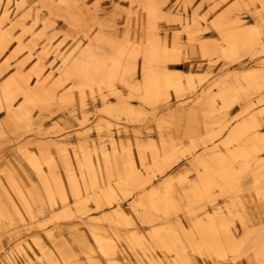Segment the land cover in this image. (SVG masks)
Here are the masks:
<instances>
[{"label":"rangeland","instance_id":"rangeland-1","mask_svg":"<svg viewBox=\"0 0 264 264\" xmlns=\"http://www.w3.org/2000/svg\"><path fill=\"white\" fill-rule=\"evenodd\" d=\"M6 1L0 0V5ZM107 2L120 3L133 13L131 19L128 13L117 17L123 23L115 34L108 30L97 34L88 27L97 17V10L87 7L88 0H10V18L0 14V25L9 30L0 33V83L12 106L9 111L8 100L0 96V198L9 193L20 210L18 213L0 204V264H10L4 256L10 244L31 255H35L34 250L39 252V244L53 248L68 244L75 255L61 264H91L92 259L109 264L107 259L121 260L124 254L136 261L146 249L160 261L174 262L173 254L159 242L156 228H172L181 235L197 216L206 217L218 205L227 210L231 207L238 214L231 227L240 236L245 230L256 235L249 242L257 246L264 224V165L248 154L235 156L229 146L236 150L254 143L250 140V122L259 121L264 101L260 37L250 46L251 55L231 59H221L217 53L223 54V49L206 43L215 41L220 30L237 34L251 27L256 21L255 10L232 7L248 0ZM156 3L162 5L160 14L165 18L159 21L155 38L165 44L177 40L187 45L191 37V45L169 60L174 65L171 69L183 73L182 86L170 87L166 96L160 94L145 103L135 89H131L134 94L129 99L125 85L113 87L116 76L105 75L131 51H138V45L148 44L146 24L152 10L140 5ZM125 31L131 45L124 41ZM89 34L91 43H82ZM237 43L245 45L241 40ZM90 64L93 71L97 64L98 73L106 72L97 76L96 82L86 75ZM118 71L123 79L124 73ZM22 92L27 94L23 106L17 102ZM242 114L246 118L237 122L236 117ZM243 125L242 136L229 143L233 132ZM83 140L90 147L85 145L91 158L103 169L106 156L122 167L129 144L134 153L136 144H153L160 155L155 165L150 161V168L143 169V179L124 186L112 204L91 199L85 212H77L71 202L73 193L62 150L67 148L79 160ZM166 143L172 146L171 156L162 159ZM46 153L53 158V170L44 159ZM33 154L42 161L49 186L56 193L53 201L42 176L28 164ZM236 157H241L238 165L233 163ZM58 176L66 179V200L54 190V177ZM198 177L200 183L196 184ZM205 177L221 183L222 193L212 195L215 206L211 200L202 203L208 199ZM15 182L28 190L30 211L17 200ZM167 192L171 193L169 201ZM67 208L75 212L73 216H66ZM118 209L127 215L128 224L114 221ZM90 224L105 239L110 255L97 251L94 236L87 229ZM111 237L117 242L110 241ZM205 252L207 255L197 257L201 262L214 264L220 258ZM14 256L20 264L25 263L20 251Z\"/></svg>","mask_w":264,"mask_h":264},{"label":"bare ground","instance_id":"bare-ground-1","mask_svg":"<svg viewBox=\"0 0 264 264\" xmlns=\"http://www.w3.org/2000/svg\"><path fill=\"white\" fill-rule=\"evenodd\" d=\"M11 8L12 5L10 4V0L0 5V14L2 15V17L10 18ZM250 28L251 27L242 29L237 34H232L235 38V41L237 42L241 40L243 44H247L249 46H253L254 44L258 43L259 41L258 33L251 32ZM0 33L7 34L9 33V30L6 28V26L0 25ZM92 66L91 64L88 65V70L86 71V75L88 76L89 80H91V82H96L98 81L97 76H103V74L106 72H104L101 75L100 72L98 73L99 71L98 65L97 64L94 65V71L91 69ZM118 70H120V64L115 63L114 66L107 72V74L104 75L108 76V78L117 76L119 74ZM170 71L176 73L177 75L170 78L166 82L164 87L168 89V85H171V87H173L174 89H179L182 86L181 77L183 73L178 68L170 69ZM0 72H1V66H0ZM35 80L37 81L38 78ZM0 82H1V76H0ZM29 84L30 83L28 80L26 85L29 86ZM3 89L4 87L0 83V96L8 100L7 102V104L9 105L8 110L12 111L11 110L12 106L9 101V98L7 97ZM155 96L158 95H154L153 97ZM0 128H2L1 124H0ZM244 129L245 126L243 125L238 130H235V132H233L232 134V138L229 143H232L234 140H237L238 137H241ZM250 140L254 142L252 146H247L246 148L244 146H240L236 150L232 149V147L229 146V149L232 152V154H234L235 156L240 154L242 155L249 154L251 151H253V149L256 148V146H259V141L257 140L255 134H251ZM85 145H88L86 141L83 140L80 142V147L83 151L82 153L83 157L79 160H77L75 154L68 151L67 148H63L62 150L63 158L66 161V165H65L66 175L68 177V181L71 185V189L73 193L71 202L75 203L77 212H85L87 210L86 203L91 199L95 200L98 203H100L102 200H106L109 204H112L114 200H116L117 196H119V193L120 191L123 190L124 186L134 185L143 179L145 172L144 170H148L150 168L149 162L153 161V165H155L160 155L153 144H149V143L136 144V153H134L131 144H129V147L127 148L126 151L127 158L125 164L122 167L119 165H115L113 160L109 156H106L103 158V164H104V169H103L100 166L99 161L95 162L91 158L88 150L85 148ZM87 147L90 148L89 145ZM171 147L172 146L168 145L167 143L163 144L162 150L164 156L162 157V159H166L171 156V154L169 153ZM147 152H150L149 153L150 155ZM44 159L47 163H49V169L53 170L54 167L52 161L53 158L49 155V153H46L44 155ZM28 164L39 176L40 175L42 176L44 184L48 185L46 192L48 193L49 198L52 201L55 200L56 193L49 186L48 177L45 176V168L42 161L36 155L33 154L29 158ZM203 180L207 192L208 184L215 181V178L212 179L211 177H205L203 178ZM53 182L56 187L54 190L56 191L59 190L61 199L66 200L68 198L65 189V183H67L66 179L61 178V176H58V177H54ZM13 191L17 196L16 197L17 200L19 202H21L22 200L24 206H26V208L30 211L31 201L29 195H27L28 190H26L23 187V185L20 184L19 182H15ZM212 195L213 192L211 193V196ZM166 198L169 201V199L171 198L170 192H167ZM0 204L4 208H15V210H17V212L20 213V210H18V207L15 206L14 200L9 195V193L3 194L1 196ZM221 207L223 206L220 205L215 206L207 214V216H210L213 213H218V215L215 217V222L217 227L219 228L220 239L223 240V244L221 246H217L216 237H212L207 240L208 246L205 248V250L211 251L212 254L214 251L216 252H223L226 250L230 251L233 247V243L230 237H236L237 240L240 238V234L237 236V232L233 229V227H231V225H233L235 221V216H237L238 214L231 207H228V210L226 212H220ZM65 213L66 216L71 217L75 212L72 211L70 208H67L65 210ZM201 219L202 217L197 216L194 223L199 224ZM114 221L119 222L120 224L121 223L128 224L127 215H124V213L119 209L115 210ZM92 225L93 224L88 225L87 229H90L92 235L94 236L95 247L97 248V251L102 253L104 256L110 255L111 252L109 246H107V243L105 242V239H103L97 234L96 227ZM245 231H247L248 233V237H247L248 241L251 242L252 239L256 237V235H253L249 230H245ZM245 231H244V235H245ZM156 232L159 242H161L171 252V254H173L172 256L173 260L175 261L177 259H182V257L179 255L182 246L180 241L183 239L180 233H177V231L172 228L169 229L165 227L156 228ZM110 241L114 243L117 242L116 239L113 237L110 238ZM39 246H40L39 252H35L34 250L35 255H31L30 253H27L24 248L15 247L12 244H10L7 247V250L4 252V256L8 263L20 264V262H18V260L14 256L16 250H18L24 255V260H25L24 264H61L62 260L67 262V259L70 256L75 255L73 254L72 247H70L68 244H64L62 248L56 247L55 245L54 248L49 245H42V244H39ZM147 250L149 249H146L143 253H140L141 258L136 259V261L128 260L125 254L120 256L121 260L118 259L119 261L112 259H107V260L109 264H145L146 261L148 262V264H155V262L160 261L155 257H153L151 253H148ZM217 257L219 258V256ZM90 262L91 264H101L98 260L95 259L90 260Z\"/></svg>","mask_w":264,"mask_h":264},{"label":"snow or ice","instance_id":"snow-or-ice-1","mask_svg":"<svg viewBox=\"0 0 264 264\" xmlns=\"http://www.w3.org/2000/svg\"><path fill=\"white\" fill-rule=\"evenodd\" d=\"M122 2V0H121ZM87 7L97 10V17L93 20L88 27L95 29L97 34L103 33L108 30L113 34L116 33L117 28L123 23V20L118 21L117 17H123L125 13H128L129 19H131L133 13L131 9H125L121 7L120 3L113 2L108 3L107 0H88ZM141 8L146 11L152 10L149 13L146 30L149 33L148 44L138 45V51H131L130 55H127L126 60H120V71L124 73V78L121 79L117 75L112 83L113 87L125 85L124 92L128 93L130 99L134 94L131 89H135V94L140 98H145V103L149 102V98L154 95L162 94L167 95V89L164 87L166 82L176 76L177 74L170 71L174 67L169 63L170 58L175 57L178 54L183 53L185 46L191 45V37L188 39L187 45L177 40H170L165 44L162 40L155 38L158 32V23L164 19L160 14L161 4H141ZM232 7H239L241 11L254 9V15L256 16L255 24L250 28L253 33L258 32L260 37L259 57L261 60V72L260 75L264 78V0H248L246 4L232 5ZM137 29H139V21L137 19ZM87 31V28L85 29ZM91 34H89L88 40H82V43H91ZM124 41L126 44L131 45L129 36L125 31ZM206 43H214L217 48L223 49L222 53H217L221 59H231L233 57L251 55L250 46L245 44L243 47L235 41L232 34L227 31L220 30L219 35L215 41H209ZM199 54V53H197ZM230 54V55H229ZM75 83V81H72ZM39 88V85H36ZM171 85H168L170 88ZM112 95L123 96L124 93H111ZM18 103L27 102V94H18ZM261 111L259 113V121L250 122V133L255 134L259 141L257 150L251 151L248 155L255 157L259 160L261 165H264V101H261ZM246 118L244 114L236 117V121ZM241 157H236L233 161L234 165H238ZM200 183L199 177L196 180V184ZM151 185H149L150 187ZM223 189L220 182H211L207 186L208 199L203 200L202 203H207L208 200L213 202L215 206V198L211 196L212 192L217 194L222 193ZM227 209L221 207L220 212H226ZM199 224H192L189 228L184 229L181 233L183 239L180 241L181 249L179 255L182 259H177L174 262L168 260H161L155 262V264H213L208 260L201 262L197 257L205 256V248L207 240L212 237L217 238V246L223 244V240L220 239L219 228L216 225L215 217L218 213H213L210 216L204 217ZM261 240L257 246H253L248 241V233L245 231L244 236H240L237 240L236 237H230L233 243V247L230 251L216 252L213 254L220 258L214 261V264H264V224L261 225ZM239 233L237 232V236ZM168 249H165L167 251ZM145 264H148L146 261Z\"/></svg>","mask_w":264,"mask_h":264},{"label":"crops","instance_id":"crops-1","mask_svg":"<svg viewBox=\"0 0 264 264\" xmlns=\"http://www.w3.org/2000/svg\"><path fill=\"white\" fill-rule=\"evenodd\" d=\"M251 220H252V219H251ZM251 220H250V222H249L250 225L253 224ZM255 225H256V224H255Z\"/></svg>","mask_w":264,"mask_h":264}]
</instances>
